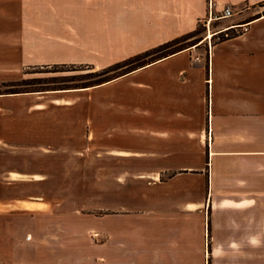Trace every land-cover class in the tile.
<instances>
[{
	"label": "crops",
	"instance_id": "1",
	"mask_svg": "<svg viewBox=\"0 0 264 264\" xmlns=\"http://www.w3.org/2000/svg\"><path fill=\"white\" fill-rule=\"evenodd\" d=\"M214 3L220 14L225 7L234 13L244 5L261 7L264 0ZM208 18V0H0V70L12 69L5 67L10 53L19 67L104 69L182 38ZM231 28L242 34L211 46L209 63L198 55L210 44L204 37L118 80L72 91L89 99L117 82L132 84L134 94L146 91V108L133 103L126 117L130 136L121 142L117 135L110 147L114 158L131 164L115 176L130 183L111 211L116 221L112 227L101 221L98 241L14 237L13 219L28 228L55 209H27L26 203L46 202L15 187L42 179L5 171L0 264H207L208 257L231 264L253 260V247L264 254V13L221 29ZM114 110L107 116L120 121ZM109 129L102 124L101 131Z\"/></svg>",
	"mask_w": 264,
	"mask_h": 264
},
{
	"label": "rangeland",
	"instance_id": "2",
	"mask_svg": "<svg viewBox=\"0 0 264 264\" xmlns=\"http://www.w3.org/2000/svg\"><path fill=\"white\" fill-rule=\"evenodd\" d=\"M224 9L220 14L215 9L214 14L220 16ZM263 13L264 6L244 5L235 11L233 18L214 22L209 28L206 26L207 22L201 23L202 34L199 39H210L208 35L213 34L217 28L245 23L253 14ZM233 31L235 34H242L240 31ZM221 38L223 35L214 37L209 40L210 44L201 46L202 50L198 55L206 57L207 63L210 61L211 46L219 43ZM15 60V53L6 55V61L12 62L5 67L11 66L12 69L0 70V74H5L0 83L22 78H61L94 73L86 69L54 75L41 74L53 69L40 66L19 67L13 64ZM146 61L149 62L150 59ZM58 70L66 71L70 68ZM27 71L31 74L25 76ZM123 72L125 70L114 75ZM110 86L112 88L109 90L91 95L89 99L72 91L0 97V175L5 171L16 170L25 172L27 180L42 179L38 183L28 182L17 186L15 190L22 196L42 198L48 205L47 209L52 205L55 209L54 214H43L37 221L28 222V228H25V222L13 219L11 232L14 237L25 235L28 238H51L54 234L62 238H94L98 241L103 234L100 231L101 221L108 227L114 225L115 213L111 211L116 210L118 202L121 203L124 199L120 192L122 186L130 185L125 181H116L115 176L124 173L131 164L121 158H114L112 153L115 149L110 147L115 145L117 135L122 136L121 142L126 141L123 138L130 136L131 119L126 117L131 118L133 115V103L140 102L146 108V91H136L134 94L130 83L119 85L117 82ZM6 90L7 88L0 86V92ZM59 95L70 96L57 97ZM40 102L44 103L38 104ZM113 109H116V113H121L120 121L107 116L106 110ZM90 110L94 116L92 119ZM102 124H107L110 128L108 133L101 131ZM88 144L90 150H87ZM12 177L23 178L19 175ZM78 248L83 249V246ZM242 249L243 247H237L239 252ZM262 252L260 247H253V260L245 262L241 259L231 264H264ZM207 264L218 263H213L208 257Z\"/></svg>",
	"mask_w": 264,
	"mask_h": 264
},
{
	"label": "trees",
	"instance_id": "3",
	"mask_svg": "<svg viewBox=\"0 0 264 264\" xmlns=\"http://www.w3.org/2000/svg\"><path fill=\"white\" fill-rule=\"evenodd\" d=\"M261 7L264 4L260 5ZM200 26L192 33L174 40L173 42L167 43L161 47H158L152 51L146 52L141 55H137L133 58H130L122 63L112 65L110 67L97 70L94 66L91 65H75V64H53V65H44L40 67H46L44 69H53V71H45L41 74H59L62 72H79L86 69L94 71V73H89L81 76H71V77H59V78H22L19 80L7 81L0 83V86L7 88L6 91L0 92V96H17V95H28V94H47V93H57V92H67V91H76L94 88L102 86L104 84L110 83L114 80H117L123 76H126L140 68H143L153 62L162 60L169 56H172L178 52H181L189 47L198 45L202 39H199V36L202 34ZM232 29L228 30L221 38L220 42L228 40L236 36L237 34ZM239 35V34H238ZM173 51L164 54L165 52ZM159 56V57H158ZM150 59V61H146ZM60 68H70V70L60 71ZM122 74L114 75L119 71H123ZM31 72H25L24 75H30ZM36 74H38L36 72ZM86 76V77H82ZM81 77V78H78Z\"/></svg>",
	"mask_w": 264,
	"mask_h": 264
},
{
	"label": "built area",
	"instance_id": "4",
	"mask_svg": "<svg viewBox=\"0 0 264 264\" xmlns=\"http://www.w3.org/2000/svg\"><path fill=\"white\" fill-rule=\"evenodd\" d=\"M208 8H209V18H208V21H207V27L211 24H213L214 22H218L220 20H223V19H229V18H232L234 16V12L232 11V9L230 7H226L222 13V15H215L214 12H215V3H214V0H208ZM208 27V28H209ZM241 28H242V33H246L249 31V28L247 26V24H244V25H241ZM223 33V30L217 28L213 34H212V38L214 37H218L220 34ZM212 38H210L209 40L211 41Z\"/></svg>",
	"mask_w": 264,
	"mask_h": 264
},
{
	"label": "bare ground",
	"instance_id": "5",
	"mask_svg": "<svg viewBox=\"0 0 264 264\" xmlns=\"http://www.w3.org/2000/svg\"><path fill=\"white\" fill-rule=\"evenodd\" d=\"M209 38H212V34L210 33L208 35ZM24 206L27 208V209H47L48 208V205L46 203H38V204H24Z\"/></svg>",
	"mask_w": 264,
	"mask_h": 264
}]
</instances>
